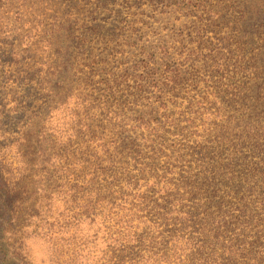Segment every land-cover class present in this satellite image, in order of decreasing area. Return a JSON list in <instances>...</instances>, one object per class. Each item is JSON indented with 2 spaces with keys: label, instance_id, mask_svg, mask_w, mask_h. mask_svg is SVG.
<instances>
[{
  "label": "trees",
  "instance_id": "trees-1",
  "mask_svg": "<svg viewBox=\"0 0 264 264\" xmlns=\"http://www.w3.org/2000/svg\"><path fill=\"white\" fill-rule=\"evenodd\" d=\"M220 4L195 2L208 19ZM254 6L251 48L253 34L174 32L97 56L52 24L31 47L16 32L26 49L0 50V263L29 264L35 238L53 264H264V0Z\"/></svg>",
  "mask_w": 264,
  "mask_h": 264
},
{
  "label": "rangeland",
  "instance_id": "rangeland-1",
  "mask_svg": "<svg viewBox=\"0 0 264 264\" xmlns=\"http://www.w3.org/2000/svg\"><path fill=\"white\" fill-rule=\"evenodd\" d=\"M216 1L221 2L216 7L221 14L208 19V14L195 6L197 0H0V50L12 47L26 49L27 41L19 44L16 32L25 33L22 38L27 37L31 47L32 36L44 32V27L51 24L53 26L47 32H60L65 43H69L66 38L68 32H75L79 37L86 36V46L92 48L97 56H102L107 48L108 51L119 50L118 57L121 53L135 54L138 53V46L168 41L174 32H202V40L208 44L217 43L220 37L225 42L227 36L243 41L254 37L248 48L257 46L258 12L255 7L258 4L254 5L260 0H233L234 9H229L225 0H210L211 3ZM26 5L33 6V9L25 14ZM35 9L43 15L33 18L31 15ZM40 21L44 24L41 25ZM99 32L107 37L103 38ZM30 62L29 59L27 63ZM18 68L23 69L21 66ZM28 240L29 264H53L47 257L48 246L44 242L35 238ZM3 264L16 263L10 258L9 263L3 261Z\"/></svg>",
  "mask_w": 264,
  "mask_h": 264
}]
</instances>
